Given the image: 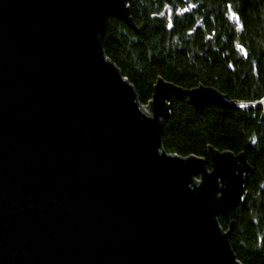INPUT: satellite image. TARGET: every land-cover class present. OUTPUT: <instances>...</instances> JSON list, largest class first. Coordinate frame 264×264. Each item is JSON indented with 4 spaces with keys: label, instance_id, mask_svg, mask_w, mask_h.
<instances>
[{
    "label": "water",
    "instance_id": "obj_1",
    "mask_svg": "<svg viewBox=\"0 0 264 264\" xmlns=\"http://www.w3.org/2000/svg\"><path fill=\"white\" fill-rule=\"evenodd\" d=\"M108 17L136 28L127 0H0V264H242L218 216L247 196L244 155L168 153L162 119L172 96L264 97L160 79L142 104Z\"/></svg>",
    "mask_w": 264,
    "mask_h": 264
},
{
    "label": "trees",
    "instance_id": "obj_2",
    "mask_svg": "<svg viewBox=\"0 0 264 264\" xmlns=\"http://www.w3.org/2000/svg\"><path fill=\"white\" fill-rule=\"evenodd\" d=\"M127 4L136 28L108 17L101 40L142 104L152 100L160 79L183 89L213 86L236 100L264 97V0ZM162 146L168 153L204 158L209 169L213 150L244 155L247 196L218 221L230 229L242 264H264V108L197 107L188 96H172L162 119Z\"/></svg>",
    "mask_w": 264,
    "mask_h": 264
},
{
    "label": "rangeland",
    "instance_id": "obj_3",
    "mask_svg": "<svg viewBox=\"0 0 264 264\" xmlns=\"http://www.w3.org/2000/svg\"><path fill=\"white\" fill-rule=\"evenodd\" d=\"M181 11H182V10H181ZM181 11H178V12H181ZM166 14H167V16H168L169 18H171L172 15H173V10H172L170 7H167V8H166ZM196 177H197L196 179H200L199 176H196Z\"/></svg>",
    "mask_w": 264,
    "mask_h": 264
}]
</instances>
